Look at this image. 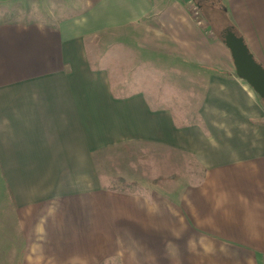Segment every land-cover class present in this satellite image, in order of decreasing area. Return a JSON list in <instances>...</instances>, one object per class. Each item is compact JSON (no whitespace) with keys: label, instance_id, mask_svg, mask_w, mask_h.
Masks as SVG:
<instances>
[{"label":"crops","instance_id":"1","mask_svg":"<svg viewBox=\"0 0 264 264\" xmlns=\"http://www.w3.org/2000/svg\"><path fill=\"white\" fill-rule=\"evenodd\" d=\"M224 3L264 66V0ZM123 29L141 87L118 95L86 42ZM204 30L179 0L0 20V264H264V104ZM176 76L188 113L163 103ZM133 142L191 155L202 183L176 201L102 187L96 155Z\"/></svg>","mask_w":264,"mask_h":264},{"label":"rangeland","instance_id":"2","mask_svg":"<svg viewBox=\"0 0 264 264\" xmlns=\"http://www.w3.org/2000/svg\"><path fill=\"white\" fill-rule=\"evenodd\" d=\"M91 1L0 0V20L71 22L81 19ZM179 1L190 7L192 13L195 5L192 0ZM199 15L204 20L200 10ZM204 22L206 37L218 40L211 34L208 22ZM135 41L132 34L125 29L104 31L87 38L88 55L95 59V64L99 61L97 64L108 73L112 87L118 95L134 92L141 87L135 83L140 77L134 79L136 72H139L135 66L141 61L140 55L133 51ZM147 63L152 67H162V64L154 60ZM182 76L178 80L176 76L169 80L170 84L160 86L161 93L165 92L169 96L163 103L166 106L175 104L174 107L180 109V114L188 113L191 111L190 106L193 108L196 104V101H189L188 98L190 90L196 88L190 86L187 78ZM146 87L155 92L159 86L150 84ZM127 146L128 149L121 144L104 148L96 155L95 167L102 178V187L149 194L151 200L163 197L176 201L184 190L202 183L204 169L187 153L155 143L133 142Z\"/></svg>","mask_w":264,"mask_h":264},{"label":"water","instance_id":"3","mask_svg":"<svg viewBox=\"0 0 264 264\" xmlns=\"http://www.w3.org/2000/svg\"><path fill=\"white\" fill-rule=\"evenodd\" d=\"M223 39V44L230 52L236 75L250 86L264 104V67L254 59L241 36L227 29Z\"/></svg>","mask_w":264,"mask_h":264},{"label":"trees","instance_id":"4","mask_svg":"<svg viewBox=\"0 0 264 264\" xmlns=\"http://www.w3.org/2000/svg\"><path fill=\"white\" fill-rule=\"evenodd\" d=\"M192 2L198 6L202 17L208 22L210 32H212L211 34L220 42L224 43L223 36L227 29L232 30L236 35L241 36L227 13L224 0H192ZM122 147L128 149L127 145H122Z\"/></svg>","mask_w":264,"mask_h":264},{"label":"built area","instance_id":"5","mask_svg":"<svg viewBox=\"0 0 264 264\" xmlns=\"http://www.w3.org/2000/svg\"><path fill=\"white\" fill-rule=\"evenodd\" d=\"M192 17L198 26L205 27L204 20L199 15V8L196 5L192 7Z\"/></svg>","mask_w":264,"mask_h":264}]
</instances>
